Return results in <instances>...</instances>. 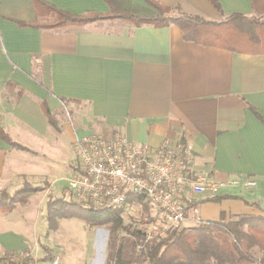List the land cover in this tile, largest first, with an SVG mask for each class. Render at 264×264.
Here are the masks:
<instances>
[{"label": "crops", "instance_id": "crops-1", "mask_svg": "<svg viewBox=\"0 0 264 264\" xmlns=\"http://www.w3.org/2000/svg\"><path fill=\"white\" fill-rule=\"evenodd\" d=\"M45 1L75 15L112 11L107 0ZM156 1L173 13L211 20L236 12L264 15V0H219L221 10L210 0ZM115 5L151 8L146 0ZM52 20L37 14L33 0H0V124L26 147L0 138V193L27 182L22 150L33 151L65 129L74 152L76 136L91 133L152 147L191 143L195 171L218 181L257 180L222 191L238 198L220 203L198 195L202 216H264V54L187 41L175 24L157 28L107 18L50 27ZM43 102L60 128L48 122ZM63 108L74 125L61 121ZM15 208L0 211V254L22 249L27 238Z\"/></svg>", "mask_w": 264, "mask_h": 264}, {"label": "trees", "instance_id": "trees-1", "mask_svg": "<svg viewBox=\"0 0 264 264\" xmlns=\"http://www.w3.org/2000/svg\"><path fill=\"white\" fill-rule=\"evenodd\" d=\"M33 1L39 16H53L52 22L48 25L50 27L84 25L107 18H123L137 26L148 24L157 28L175 24L182 29L184 39L187 41L221 47L238 53L264 54V19L255 15L236 12L220 20H211L198 15L173 13L171 7L156 0H146L151 7L146 9L140 7L120 9L115 5L120 0H107L112 8L108 14L75 15L45 0ZM210 1L218 10L222 9L219 0ZM42 107L48 122L60 128L57 117L47 104L43 102ZM0 138L14 147L26 148L15 142L1 124ZM45 188L46 185L34 186L25 182L13 193L2 191L0 211H12L18 202L26 203L32 192L42 191ZM229 198H238V196L219 194L203 201L220 203ZM131 203L141 204L146 210L152 208L142 195H130L126 206ZM197 203L198 201H192L189 207ZM125 207L102 210L64 196L49 194L45 218L49 231L57 227L60 218H81L87 222L90 229L106 226L111 244L107 264H264V216L235 215L227 220L223 215L220 220L209 221L202 225L184 223L168 225L163 235L144 242L143 248L138 253L135 251V242L134 251H128L121 240V231L125 228L123 217ZM46 251V255L41 258L44 261L52 259L55 255L51 247H46Z\"/></svg>", "mask_w": 264, "mask_h": 264}, {"label": "built area", "instance_id": "built-area-1", "mask_svg": "<svg viewBox=\"0 0 264 264\" xmlns=\"http://www.w3.org/2000/svg\"><path fill=\"white\" fill-rule=\"evenodd\" d=\"M74 150L79 163L68 178V196L100 209H121L130 195H142L170 226L209 223L198 195L213 197L226 189L257 185L254 178L212 180L206 171H195L191 143H162L158 147L126 136L108 138L101 133L77 135ZM60 254L48 261L27 248L0 254V264H60Z\"/></svg>", "mask_w": 264, "mask_h": 264}, {"label": "rangeland", "instance_id": "rangeland-1", "mask_svg": "<svg viewBox=\"0 0 264 264\" xmlns=\"http://www.w3.org/2000/svg\"><path fill=\"white\" fill-rule=\"evenodd\" d=\"M257 17L264 19V15ZM61 121L70 122L71 125L76 123L66 108L62 110ZM57 133L55 140L47 137L38 142L33 151L22 150L25 157L23 164L26 171H29L24 180L34 186L46 185L45 190L32 192L26 203L18 202L16 212H12L13 216L16 213L19 219L24 217L25 220L23 225L27 238L22 248L29 249L41 258L47 253L46 247H51L56 254H60V264H107L111 244L106 226L90 229L81 218H60L57 227L48 230L45 218L48 196L54 194L67 198V180L76 172L79 163L65 129ZM18 182H22L21 177ZM18 186H10L8 191L13 193ZM123 217L125 228L120 236L128 251H134L135 242V251L140 253L144 242L163 235L168 228L155 208L146 210L138 203L128 204Z\"/></svg>", "mask_w": 264, "mask_h": 264}, {"label": "water", "instance_id": "water-1", "mask_svg": "<svg viewBox=\"0 0 264 264\" xmlns=\"http://www.w3.org/2000/svg\"><path fill=\"white\" fill-rule=\"evenodd\" d=\"M0 196H1V193H0Z\"/></svg>", "mask_w": 264, "mask_h": 264}]
</instances>
